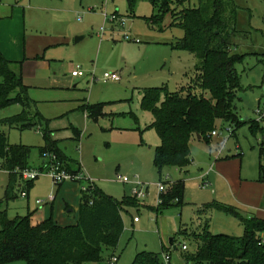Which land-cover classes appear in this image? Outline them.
<instances>
[{
	"label": "rangeland",
	"instance_id": "374dc122",
	"mask_svg": "<svg viewBox=\"0 0 264 264\" xmlns=\"http://www.w3.org/2000/svg\"><path fill=\"white\" fill-rule=\"evenodd\" d=\"M167 1L176 12L182 7L177 0ZM230 1L236 6L231 52L242 55L235 62L241 86L233 102L237 120H216V135L191 136L187 167H163L160 176L153 164L160 140L149 127L152 114L139 106L141 90L163 87L184 93L189 86L197 87L198 76L194 70L195 57L173 48L184 33L179 27H169L171 13H161L151 24L145 17L157 14L158 6L150 0H135L132 6L128 0H0V12L7 13L14 7L24 10L22 23L25 20L27 34H37L39 43H46L42 54L20 67L14 66L15 70L21 75H31L35 70L37 75L49 76L48 83L53 80L56 83L27 91L32 99L30 110L48 121L23 130L0 124V133L11 144L30 146L31 169L38 170L48 162L38 152V147L44 145L42 131L48 127L57 146L78 161L84 174L93 178L102 191L118 200L131 194L133 185L117 181V175L143 184L145 194L138 199L139 205L121 209L124 231L114 251L118 256L116 264H143L135 263L138 253H152L156 264H165L163 256L167 252L170 264H206L188 263L180 256L183 241L190 249L194 247L187 236L180 234V229L190 233L207 224L212 234L244 233L238 217L224 211L199 210L202 204L213 200L233 206L243 217L264 219V182L258 179L262 135L259 130L254 135L250 131L251 124L264 128V116L256 113L257 109L264 113V0ZM190 4H196V0H190ZM112 14L118 15L114 22L110 20ZM82 35L84 38L76 41ZM62 37L67 40L62 41ZM58 40L62 44H54ZM74 69L84 75L73 77ZM105 72L117 73L119 80H104ZM204 94L209 97L208 92ZM82 100L99 103L102 114L96 119L86 117L77 109ZM21 109L17 104L1 108L0 119ZM73 128L79 132L78 139ZM261 162L264 165V157ZM176 180L184 182L182 205L166 207L156 214L154 209L161 193L158 184L162 182L168 188L165 183ZM84 181L67 180L58 186L42 174L29 188V202L19 196L18 183L13 188V197L5 199L8 177L0 160V202L9 217L29 214L30 222L36 221L29 212L38 207L37 198L51 197V203L43 205L52 206L53 213H58L56 207L63 203V194L77 206ZM63 214L64 221L58 218L63 225L74 224V215L78 217L77 212ZM134 216L139 222H133ZM169 238H174L173 246L177 249L172 245L167 249ZM110 255V250H103V259L89 264H108ZM5 264L26 262L17 259Z\"/></svg>",
	"mask_w": 264,
	"mask_h": 264
},
{
	"label": "trees",
	"instance_id": "16d2710c",
	"mask_svg": "<svg viewBox=\"0 0 264 264\" xmlns=\"http://www.w3.org/2000/svg\"><path fill=\"white\" fill-rule=\"evenodd\" d=\"M150 1L155 5L157 3L158 7L157 14L145 17L147 23H155L161 13L169 11V27H179L184 33L173 43V48L193 55L196 59L194 70L198 72L197 87L189 86L184 93L168 91L163 87H145L141 90L139 106L152 114L153 120L149 127L155 130L160 140L155 147L153 164L161 176L163 167H187L190 163L191 136L208 137L216 130L214 127L218 119L232 122L237 120L233 102L241 86L235 62L240 61L242 55L231 52L230 38L235 32L236 22V6L232 1L196 0V4L191 5L190 0H177L182 6L178 12L167 0ZM128 3L132 6L135 0H128ZM21 63L8 60L0 51V109L14 104L22 108L20 112L0 119V124L23 130L41 125L43 120L48 119L30 110L32 99L27 92L29 87L23 83L21 74L14 68L16 65L20 67ZM204 91L209 93V97L205 96ZM80 109L94 119L102 114L99 103L88 104L84 101ZM257 130L262 135L261 140L259 139L258 179L264 182V165L261 162L264 157V128L257 124L250 125L253 135ZM42 132L44 145L38 147L39 155H54L65 170L81 171L77 162V167L71 168V158L57 146L49 128H44ZM30 151V146L11 144L7 136L0 133V160L8 177L5 199L13 197V188L19 180L27 188L34 182L35 179L24 181L20 174V170L31 169ZM49 157H46L48 161ZM45 165L39 169H43ZM165 184L169 187L159 193L160 202L154 209L156 213L183 203V180ZM139 202L131 194L118 200L95 185L87 191H80L76 223L64 226L59 225L52 216L35 225L31 224L29 214L9 217L0 202V264L17 259H23L26 264H89L101 261L103 250H110L111 258L115 255L114 251L124 231L121 209L136 207ZM199 210L207 213L224 211L238 217L244 233L241 236L212 234L207 224L190 233L180 229V234L187 236L194 244L190 249L185 242L187 249L180 248V256L185 261L206 264H264V242H260L264 234V219L243 217L233 206L223 205L217 200L202 204ZM172 242L174 243V238ZM138 261L143 264L157 263L152 253H138L135 263Z\"/></svg>",
	"mask_w": 264,
	"mask_h": 264
},
{
	"label": "crops",
	"instance_id": "0c3cea01",
	"mask_svg": "<svg viewBox=\"0 0 264 264\" xmlns=\"http://www.w3.org/2000/svg\"><path fill=\"white\" fill-rule=\"evenodd\" d=\"M22 14L25 17V11L21 10L19 7H14L10 11H7V13H5L4 11L0 12V51L4 54V56L8 60L21 61L22 62L21 65L24 64L27 60H33V59H35V57L42 54V52H44L45 46H46V43L41 44V43H39L40 41L37 40V38H39V36H37V34L33 32V31H36L35 27H32L31 29H32V32L34 34H36V36L30 35V33L27 34V25L25 23V20L22 23ZM78 38L81 39V38H84V36L78 37ZM22 40H23V44H21ZM61 40L65 41L67 39H66V37H62ZM60 42L61 41L58 40L54 44H57V45L62 44ZM20 49H23V53L20 52ZM21 76H22L23 83L25 85H27L29 88L34 87V86L39 87V88H46V86H50V84L53 86L56 85L55 80H53L51 83H48L49 76L37 75L35 70H34V73L31 75H21ZM44 84H46V85H44ZM83 102L84 101L82 100L81 103H79V105L77 106V109L81 110L86 115V117H88L87 113L85 111H83L82 109H80V105ZM73 129H75V130H73L74 136H75V138L78 139L79 132H78L77 128H73ZM71 160H72L70 162L71 168H76L77 163L79 166H81V164H79L78 161H76L72 158H71ZM6 174H7V172H6ZM32 185H33V183H32ZM18 186L21 187V189L19 191V196L21 198H26L27 202H29V188H30V186L27 188V186H24V184L21 182V180H19ZM59 189L60 188L58 187L57 192L59 191ZM22 190H26L27 195L25 197H22L20 195ZM4 191H5V189H4ZM56 195L53 196V200L55 199ZM79 196H80V189H79ZM62 198H63L62 199L63 203L61 204L59 202L57 207H56L57 208L56 210H58V213H53L52 206L49 208L44 207L46 205V203H51V197H48L47 199L37 198L35 200V203L37 204L38 207L34 208L32 211L29 212L32 214V219L33 220L36 219V221L31 222V224L35 225L39 221L52 216V218L59 225H63L61 222L58 221V218H61L62 221L65 220L64 214H63L64 211H66L67 213H69L71 211L74 213L77 212V214H78L79 201H78L77 206H75L74 203H70L69 199L65 198L64 194L62 195ZM37 200H41V203H38ZM43 204H45V205H43ZM70 204H72L74 206H72ZM141 205L142 204L140 203V206ZM53 216H55V218ZM76 220H77V218L74 215L72 223L75 224ZM133 222H134V220H133ZM137 222H139V220L136 221V223ZM65 225H68V224H65ZM165 231L167 233V230H165Z\"/></svg>",
	"mask_w": 264,
	"mask_h": 264
},
{
	"label": "built area",
	"instance_id": "2783aa9c",
	"mask_svg": "<svg viewBox=\"0 0 264 264\" xmlns=\"http://www.w3.org/2000/svg\"><path fill=\"white\" fill-rule=\"evenodd\" d=\"M117 19H118V16H115L114 14H112L110 17V20L113 22ZM120 22L122 23L123 20H120ZM71 75L74 77H81L84 75V73L79 69H74L71 71ZM103 79L106 81H117V80H119V75L115 72H105L103 74ZM256 113L259 116H264V113L259 111V109L256 110ZM216 134H217L216 130L212 131V133H211V135H216ZM219 155H220V151H219ZM46 157H49L48 153H46ZM20 174H21V178L24 181L34 180L38 176L45 174V175L49 176L52 179L53 183H55L57 185L65 182L67 180H70V181H80V180L84 181V180H86V182L84 181L85 185H82L80 187V191L81 190L87 191L88 189H91L95 186L94 179L85 175L84 172L82 171V169H81V171H78V172H69V171H67L61 167L60 162L56 159V157L54 155H51L49 157V161L43 167V169H38V170L23 169V170H20ZM116 180L121 182V183H131L133 185V187L131 189V195L136 197L137 199H140L141 197L144 196L145 191L143 189L142 182L133 181V180H130L129 178H127L126 176H121V175H117ZM158 187H159L160 192H163L166 190V186L162 182L158 184ZM20 195L22 197H25L27 195V193L24 190V191H21ZM37 202L41 203V200H37ZM159 202H160V200L158 199V203ZM133 220H134V222L138 221V217L134 216ZM260 242L261 243L264 242V234H262V237L260 238ZM180 248L183 250L187 249V245L184 241L180 244ZM163 259H164L165 264H170L171 256H170L169 252L164 254ZM116 261H117V256L114 255L110 258L108 264H114Z\"/></svg>",
	"mask_w": 264,
	"mask_h": 264
},
{
	"label": "water",
	"instance_id": "95a60500",
	"mask_svg": "<svg viewBox=\"0 0 264 264\" xmlns=\"http://www.w3.org/2000/svg\"><path fill=\"white\" fill-rule=\"evenodd\" d=\"M77 40L79 39L78 37L76 38ZM76 40V41H77ZM199 137V136H198ZM173 238H169V244L172 245L173 244ZM173 249L175 250L176 249V246H173Z\"/></svg>",
	"mask_w": 264,
	"mask_h": 264
}]
</instances>
